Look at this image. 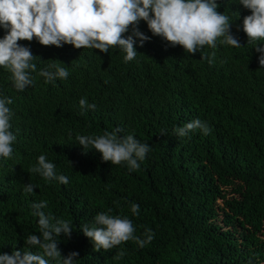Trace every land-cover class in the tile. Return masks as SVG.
Returning <instances> with one entry per match:
<instances>
[{
  "label": "trees",
  "instance_id": "trees-1",
  "mask_svg": "<svg viewBox=\"0 0 264 264\" xmlns=\"http://www.w3.org/2000/svg\"><path fill=\"white\" fill-rule=\"evenodd\" d=\"M217 2L218 12L238 15L232 32L242 47L205 46V54L216 53L211 65L152 36L143 21L139 29L149 40L143 47L137 41L141 55L127 63L116 46L107 54L42 46L35 38L17 42L39 57L38 70L54 59L69 76L48 84L33 73V85L17 92L0 68V98L13 99L16 134L11 159L0 157V254L27 250L26 237L39 235L31 204L47 200L46 213L74 225L58 247L64 256L78 252L77 264H264V68L240 30L250 11L238 0ZM5 34L0 29V38ZM81 98L96 109L81 115ZM195 119L211 134L174 135ZM114 128L151 146L138 170L103 162L95 150L82 154L76 144V135ZM41 154L68 184L29 171ZM29 182L33 194L23 191ZM131 203L140 206L138 216ZM109 209L131 219L141 237L152 230L154 239L143 248L128 241L93 251L79 225ZM121 250L124 257L115 259Z\"/></svg>",
  "mask_w": 264,
  "mask_h": 264
},
{
  "label": "clouds",
  "instance_id": "clouds-1",
  "mask_svg": "<svg viewBox=\"0 0 264 264\" xmlns=\"http://www.w3.org/2000/svg\"><path fill=\"white\" fill-rule=\"evenodd\" d=\"M250 15L243 17L240 30L247 37V44L258 54V63L264 68V0H238ZM217 0H0V29L6 33L0 38V68L8 73V79L17 92H24L34 83L33 73L51 84L69 76L68 67L58 60H48L45 68H37L35 56L29 47L18 41H32L42 46L60 48L71 45L75 49H92L109 53L114 46L124 53V61H133L149 37L140 29L141 21L146 23L152 36L160 37L168 46H181L188 54L200 53V60L208 64L215 62V51L204 53L207 46L215 50L218 45L240 48L239 38L233 34L232 16L236 13L218 12ZM44 62V61H41ZM13 99L0 98V157L11 159L16 134L12 131L13 111L9 105ZM80 114L95 110L96 104H89L85 98L79 100ZM197 130L207 136L212 128L200 119L189 121L174 128L179 138L189 136ZM122 129L114 128L101 135H76L75 140L83 153L95 150L103 162L112 165L124 164L128 171L138 170L151 151V146L141 142L132 134L121 136ZM163 134V133H162ZM71 165V162L68 161ZM29 171L48 181L68 184L69 177L57 174L56 165L46 155L37 157ZM26 194H33L36 186L22 185ZM47 200L31 204L34 217L38 218L39 235L30 234L24 244L27 250H15L11 254H0V264H77L78 252L62 255L60 237L70 238L74 225L62 217L46 213ZM112 210L97 213L90 223L79 225V231L90 240L93 251L107 252L123 243L133 241L139 248L145 247L155 237L145 229L142 237L136 234V226L127 216L113 215ZM130 212L138 216L140 206L130 204ZM38 249L32 251L31 249ZM123 250L115 253L119 260Z\"/></svg>",
  "mask_w": 264,
  "mask_h": 264
}]
</instances>
